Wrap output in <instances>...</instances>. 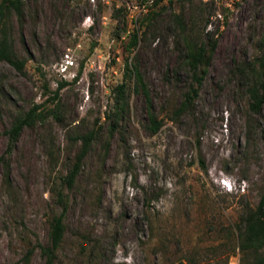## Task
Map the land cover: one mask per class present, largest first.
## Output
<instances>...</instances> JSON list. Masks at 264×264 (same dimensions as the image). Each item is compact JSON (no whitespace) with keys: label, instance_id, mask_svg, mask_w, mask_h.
Returning a JSON list of instances; mask_svg holds the SVG:
<instances>
[{"label":"rangeland","instance_id":"374dc122","mask_svg":"<svg viewBox=\"0 0 264 264\" xmlns=\"http://www.w3.org/2000/svg\"><path fill=\"white\" fill-rule=\"evenodd\" d=\"M23 7L22 22L12 16L9 29L22 69L0 61V264H44L38 246L48 245L58 214L64 229L52 264L264 257V246L239 248L241 216L264 190V106L252 113L246 93L264 0H23ZM134 30L137 43L127 50ZM185 41L203 45L207 62L191 106L174 115L191 82ZM125 61L136 64L161 121L154 133L131 82L109 129ZM34 105L39 116L4 154L5 130ZM87 131L96 138L67 187L77 136Z\"/></svg>","mask_w":264,"mask_h":264},{"label":"trees","instance_id":"16d2710c","mask_svg":"<svg viewBox=\"0 0 264 264\" xmlns=\"http://www.w3.org/2000/svg\"><path fill=\"white\" fill-rule=\"evenodd\" d=\"M23 0H0V61H4L13 66L16 70L21 71L23 66V59H17L13 50L11 39L9 37L10 19L13 16L18 23L22 22L23 18ZM137 31L134 30L128 35V42L125 47L132 48L137 43ZM258 55L255 56L251 64L252 80L246 87L248 96V108L252 113H257L264 106V29L260 38L257 41ZM185 64L191 71V82L187 90L183 93V98L173 110L174 115H180L185 112L192 104L197 95V88L202 78V69L207 62V49L199 44L192 45L185 41ZM131 82V91L142 94L147 111L148 125L150 132L154 133L160 127L161 121L157 120L150 108V99L146 85L142 79L135 63L124 62L122 70L121 81L114 88V97L112 103V110L106 117L110 119L109 129L112 131L116 127L117 122L121 119L124 110L125 91L128 84ZM63 84L60 83V85ZM37 105H34L22 114L14 117L8 129L5 130L7 135V143L4 154L8 153L14 145L19 131L24 126H30L34 120L39 116L36 111ZM94 131H87L86 133L77 136L80 140L79 150L74 155L72 166L67 174L62 178L63 183L69 187L81 165V160L84 157L90 143L96 138ZM0 161L4 162V155H0ZM6 173V172H4ZM58 202L64 206V200L61 192L57 194ZM241 227L239 229V248L242 251L254 250L257 251L264 246V190L262 191L257 206L253 209H247L241 216ZM62 215L53 216L49 223L48 230V245L38 246L40 253L44 256V264H52L55 257V250L58 248L62 234H63ZM30 251H28L29 253ZM250 264H264V257L256 255Z\"/></svg>","mask_w":264,"mask_h":264},{"label":"built area","instance_id":"2783aa9c","mask_svg":"<svg viewBox=\"0 0 264 264\" xmlns=\"http://www.w3.org/2000/svg\"><path fill=\"white\" fill-rule=\"evenodd\" d=\"M221 184H222L224 187H227L228 189H230L229 183H227L225 180H223V181L221 182Z\"/></svg>","mask_w":264,"mask_h":264}]
</instances>
